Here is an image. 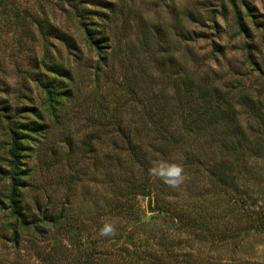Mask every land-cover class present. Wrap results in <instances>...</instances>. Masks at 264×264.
<instances>
[{
    "label": "rangeland",
    "instance_id": "1",
    "mask_svg": "<svg viewBox=\"0 0 264 264\" xmlns=\"http://www.w3.org/2000/svg\"><path fill=\"white\" fill-rule=\"evenodd\" d=\"M15 130L33 225L0 173V264H264V0H0L5 170Z\"/></svg>",
    "mask_w": 264,
    "mask_h": 264
},
{
    "label": "trees",
    "instance_id": "2",
    "mask_svg": "<svg viewBox=\"0 0 264 264\" xmlns=\"http://www.w3.org/2000/svg\"><path fill=\"white\" fill-rule=\"evenodd\" d=\"M90 33V32H89ZM94 34V32H93ZM89 35H92L91 33ZM93 36V35H92ZM99 40L95 39V42L98 43ZM54 87H50L49 88V93L51 94H55V90H53ZM227 104H229L228 100L226 101ZM218 109L222 108L221 104L217 105ZM204 109H206V113L208 114V112H213L216 113L214 111H216V109H210V108H206V106L204 107ZM159 123L156 121V125H158ZM157 129H159L157 127ZM161 131V130H159ZM13 140H12V144H11V149L9 151L10 154V159H9V170H5L2 169L0 167V173H6L5 175L10 177V187H9V194H8V206H6V208L9 209V211L11 212V214L16 218V221L14 223H12V227H11V239L17 243L19 241V233L23 232L24 230H29L31 229L33 222L31 223L26 216V213L22 207V200H21V192L20 189L22 187H24V181L22 180V175L24 174V172L22 170H20L19 167V157L21 156V154L24 152L25 148L24 146H22V141H21V136L18 134V132L15 130L13 132ZM166 138V137H165ZM130 138H128L129 140ZM131 146V142L129 144ZM129 146V147H130ZM129 151L132 155H134L135 157L138 155V153H136V151H134V149L129 148ZM229 170H224V168L222 167L220 168H216V169H212L211 172H209L210 175V179L214 180L216 182V184H218L219 186L233 192V194H238L240 195L242 193V191H240V185H239V181L237 179L236 176H234L233 174L230 175L229 174ZM158 209H160V206L157 205ZM38 228V226H37Z\"/></svg>",
    "mask_w": 264,
    "mask_h": 264
},
{
    "label": "clouds",
    "instance_id": "3",
    "mask_svg": "<svg viewBox=\"0 0 264 264\" xmlns=\"http://www.w3.org/2000/svg\"><path fill=\"white\" fill-rule=\"evenodd\" d=\"M149 175L154 180H161L170 188L178 189L186 180L185 167L179 162L161 161L153 163L149 168ZM116 225L111 222L104 223L99 231L100 236H115Z\"/></svg>",
    "mask_w": 264,
    "mask_h": 264
}]
</instances>
